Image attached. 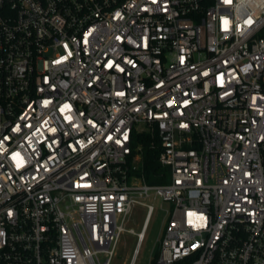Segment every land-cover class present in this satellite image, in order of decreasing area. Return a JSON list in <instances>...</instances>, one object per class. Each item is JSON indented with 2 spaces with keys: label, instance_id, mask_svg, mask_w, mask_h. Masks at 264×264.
I'll list each match as a JSON object with an SVG mask.
<instances>
[{
  "label": "built area",
  "instance_id": "1",
  "mask_svg": "<svg viewBox=\"0 0 264 264\" xmlns=\"http://www.w3.org/2000/svg\"><path fill=\"white\" fill-rule=\"evenodd\" d=\"M151 198L156 264H264V0H0V264H136Z\"/></svg>",
  "mask_w": 264,
  "mask_h": 264
},
{
  "label": "rangeland",
  "instance_id": "2",
  "mask_svg": "<svg viewBox=\"0 0 264 264\" xmlns=\"http://www.w3.org/2000/svg\"><path fill=\"white\" fill-rule=\"evenodd\" d=\"M141 128V126L139 127ZM141 142H136L140 145ZM167 182H169L170 170L166 169ZM149 204L155 207V213L151 219L149 229L147 231L145 241L140 249V254L136 264H155L158 258L160 242L164 237L167 220L173 210V206L169 203H162L161 200H154L153 198L147 201ZM168 212V213H167ZM146 209L137 206L134 208V217L129 223V228L139 233L142 229L145 217ZM168 214V216H167ZM137 244V237L125 233L119 242L117 248V255L114 258V264H130L134 249Z\"/></svg>",
  "mask_w": 264,
  "mask_h": 264
},
{
  "label": "trees",
  "instance_id": "3",
  "mask_svg": "<svg viewBox=\"0 0 264 264\" xmlns=\"http://www.w3.org/2000/svg\"><path fill=\"white\" fill-rule=\"evenodd\" d=\"M156 147H152V142ZM141 142L144 145V173L149 184H165L167 182L166 169L162 168L159 163V154L161 145L158 138L154 140L149 134H144L141 137ZM156 264V263H155Z\"/></svg>",
  "mask_w": 264,
  "mask_h": 264
}]
</instances>
